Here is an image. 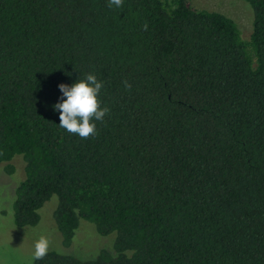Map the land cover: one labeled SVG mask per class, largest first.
Wrapping results in <instances>:
<instances>
[{"label":"trees","instance_id":"trees-1","mask_svg":"<svg viewBox=\"0 0 264 264\" xmlns=\"http://www.w3.org/2000/svg\"><path fill=\"white\" fill-rule=\"evenodd\" d=\"M241 1L248 40L189 0H0V165L24 162L14 224L56 196L64 247L80 220L115 235L94 260L34 264H264V0ZM87 74L110 112L81 139L53 106Z\"/></svg>","mask_w":264,"mask_h":264},{"label":"rangeland","instance_id":"rangeland-1","mask_svg":"<svg viewBox=\"0 0 264 264\" xmlns=\"http://www.w3.org/2000/svg\"><path fill=\"white\" fill-rule=\"evenodd\" d=\"M197 10L217 12L230 18L237 26L241 38L248 40L252 30V11L241 0H189ZM10 164L14 173L5 172L0 165V264H34L35 243L41 236L49 239L48 252L71 255L81 262L94 260L102 250L112 253L115 235L100 236L92 223L80 220L69 247L62 245L54 212L58 205L52 196L38 210L39 221L35 226L17 227L13 221V201L16 186L24 180L22 156H15Z\"/></svg>","mask_w":264,"mask_h":264},{"label":"clouds","instance_id":"clouds-1","mask_svg":"<svg viewBox=\"0 0 264 264\" xmlns=\"http://www.w3.org/2000/svg\"><path fill=\"white\" fill-rule=\"evenodd\" d=\"M123 0H109L108 7H122ZM145 30L147 24L144 25ZM124 87L131 90V84L123 81ZM103 82L94 74H87L72 85L59 84L62 93L60 102L56 103L54 111L59 112V127L69 134L78 135L81 139H88L97 135L95 121L103 122L104 117L110 112L108 107H102L100 99ZM50 242L46 236H41L35 243L34 260L43 259L49 251Z\"/></svg>","mask_w":264,"mask_h":264}]
</instances>
